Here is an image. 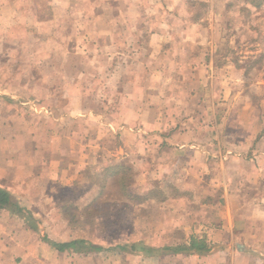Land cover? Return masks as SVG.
Masks as SVG:
<instances>
[{"label":"crops","instance_id":"crops-1","mask_svg":"<svg viewBox=\"0 0 264 264\" xmlns=\"http://www.w3.org/2000/svg\"><path fill=\"white\" fill-rule=\"evenodd\" d=\"M18 1L0 0V20L9 22L6 38L15 41L16 31L34 37L42 32L55 49L67 45L71 101L58 112L60 122L48 119L44 109L42 118L22 113L8 126L45 127L56 144L49 160L58 165L51 168L61 176L88 168L90 150L108 151L114 133L119 143L111 155L135 169L136 178L158 161V176L181 180L177 195L170 193L159 208L168 214L175 239H141L155 252L133 253V264H249L264 258V193L258 192L264 186V75L250 84L243 61L219 56L217 46L207 54L208 19L193 10L207 3L214 28L229 0H47L46 13L40 0ZM185 52L190 57L184 59ZM82 81L87 86L76 88L73 82ZM87 95V104L75 103ZM28 179L0 177V187L17 194ZM190 192L195 200L185 198ZM183 210L191 217L170 219ZM182 229L187 237L178 240ZM193 239L206 241L210 250L162 253L177 240L182 246ZM70 253L87 263L95 255Z\"/></svg>","mask_w":264,"mask_h":264},{"label":"rangeland","instance_id":"rangeland-1","mask_svg":"<svg viewBox=\"0 0 264 264\" xmlns=\"http://www.w3.org/2000/svg\"><path fill=\"white\" fill-rule=\"evenodd\" d=\"M40 1L44 4L39 3V8L46 13L48 2ZM226 4L229 11L217 12L214 28H211L214 16L210 6L207 3L193 5L197 16L208 19L205 23L210 31L207 40L204 39L208 42L205 52L210 55L217 46L219 56L243 61L239 65L246 69V81L253 84L255 78L264 75V0H229ZM8 23L0 20V177L31 175L26 184L23 180L25 186L13 195L37 230L30 229L10 211L0 209V264H75L76 261L80 264H133L136 259L133 244L144 245L143 238L156 241L155 235L171 238L166 226L169 216L159 208L170 193L177 195V189L182 188L181 180L158 176V161L150 165L151 168L145 166L143 175L136 178L135 169L123 166L118 155H111V150L119 143L114 133L110 136L113 142L107 147L110 151L90 150L84 161L88 168L65 173L66 176L51 168L53 164L58 165L49 160L56 144L47 139L52 135L48 136L46 128H39L33 122L25 124V128L22 123L9 127L8 121H16L22 113L39 119L42 118L40 110L44 109L48 119L58 121V112L70 107L72 82L65 75L70 74L72 67L64 66L70 61L66 57L67 45L55 49L53 43H48L50 35L46 42L42 32L34 37L16 31L17 39L10 41L5 30ZM63 40L71 41V37H63ZM185 57L190 55L185 52ZM73 83L76 88L87 86L85 81ZM91 97L87 95L86 99L74 101L79 105L87 104ZM63 122L68 130L67 120ZM48 131L58 132L54 128ZM163 173L166 172L161 175ZM170 181L174 184L170 185ZM16 183L22 185V181ZM258 192L264 193V186H259ZM184 196L194 199L192 192ZM213 197L217 199L216 194ZM180 204L185 206L182 199ZM184 211L170 215V219L182 218L183 214L191 217L190 212ZM182 223L183 227L189 224ZM176 234L178 240L187 237L184 229L177 230ZM76 239H84L102 250L91 251L95 255L87 263L83 257L67 254L71 251L60 254L52 246V243ZM178 240L177 245L169 240L176 245L171 249L181 246ZM120 246L127 250H120ZM165 248L161 249L162 253L171 254L164 253ZM249 264H264V258L252 259Z\"/></svg>","mask_w":264,"mask_h":264},{"label":"trees","instance_id":"trees-1","mask_svg":"<svg viewBox=\"0 0 264 264\" xmlns=\"http://www.w3.org/2000/svg\"><path fill=\"white\" fill-rule=\"evenodd\" d=\"M0 209L10 211L12 214L16 215L18 218L22 219L26 225L30 227L33 231L37 230V227L34 226L33 220L27 217L24 214V209L19 205L17 199L14 197L12 193L7 191L6 189L0 187ZM52 246L56 248L59 252L65 251H74L76 253H88L91 251H100L102 247L96 246L92 243L87 242L86 240L76 239L69 242L63 243H52ZM120 250L126 251L127 248L125 246H120ZM132 250L134 252H144L147 256H152L155 251L152 248L146 247L142 243H135L132 246ZM210 250L207 242L204 240H196L193 239L189 245H182L177 249H171L170 247H166L163 251L164 253H177V252H198V253H206Z\"/></svg>","mask_w":264,"mask_h":264}]
</instances>
